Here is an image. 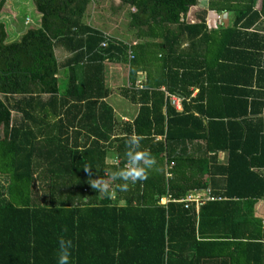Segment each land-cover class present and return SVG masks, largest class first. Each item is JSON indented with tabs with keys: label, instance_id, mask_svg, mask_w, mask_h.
I'll use <instances>...</instances> for the list:
<instances>
[{
	"label": "trees",
	"instance_id": "1",
	"mask_svg": "<svg viewBox=\"0 0 264 264\" xmlns=\"http://www.w3.org/2000/svg\"><path fill=\"white\" fill-rule=\"evenodd\" d=\"M31 1L39 22L11 40L0 0V264H57L60 239L71 264H264V0H205L193 23L199 0H109L114 36L85 24L91 0ZM110 62L132 121L106 101ZM132 135L156 167L96 192Z\"/></svg>",
	"mask_w": 264,
	"mask_h": 264
},
{
	"label": "rangeland",
	"instance_id": "2",
	"mask_svg": "<svg viewBox=\"0 0 264 264\" xmlns=\"http://www.w3.org/2000/svg\"><path fill=\"white\" fill-rule=\"evenodd\" d=\"M10 1L11 3H9L7 9L2 10L3 14L1 18H3V20L8 23L9 25L8 28H10L11 26L14 30V32L10 34L9 39L17 40L20 38L19 36L25 33V31L29 27L37 25V23L39 22V14L36 12L33 2L31 0H10ZM258 5H259V1L256 3V7H258ZM205 8H206L205 0H199L198 5L196 7L191 8L187 13V20L191 22H196L198 20L197 16L199 12ZM14 15H16V17ZM27 18H29L30 21L29 25L24 24ZM218 18L217 17L215 18L211 14H207L208 25L214 26L215 24H217L216 20ZM224 20L225 17L223 16V19L219 18V20L217 21L219 22ZM114 21H115L114 23L118 25L121 31L119 34H122L123 25L126 24L127 19L122 14L120 15L118 20H114ZM106 70H107V78H106L107 84L111 87L113 92H115L114 95H112V98H109L107 102H109V104H111L112 107L116 109V116L119 121H124V122L125 120L129 121L136 116L138 110L136 105L130 104L128 101H126L120 95L119 92V90L123 87V85H125L126 82L125 79L127 77V69L122 63L110 62L107 64ZM115 72L119 75V77H121L120 74L122 73L123 80L122 82L119 81L118 85L112 83V76ZM107 160H108L107 162L109 163L113 162V157L109 154ZM255 213L258 215L259 213L264 214V198L257 202L255 206Z\"/></svg>",
	"mask_w": 264,
	"mask_h": 264
},
{
	"label": "clouds",
	"instance_id": "3",
	"mask_svg": "<svg viewBox=\"0 0 264 264\" xmlns=\"http://www.w3.org/2000/svg\"><path fill=\"white\" fill-rule=\"evenodd\" d=\"M141 141L142 137L139 135L129 136L125 141L126 160L124 166L119 170L111 171L107 177L98 175L95 179L90 178L88 182L92 189L105 196L112 195L114 197L116 191L127 192L131 185L146 180L149 172L156 167L157 161L155 156L142 146ZM93 169L97 168L93 166L84 167L89 177L93 175ZM113 183L116 185L115 190L112 187ZM72 247L71 240H59L57 264H71Z\"/></svg>",
	"mask_w": 264,
	"mask_h": 264
},
{
	"label": "crops",
	"instance_id": "4",
	"mask_svg": "<svg viewBox=\"0 0 264 264\" xmlns=\"http://www.w3.org/2000/svg\"><path fill=\"white\" fill-rule=\"evenodd\" d=\"M114 5H118L119 1L118 0H113L112 1ZM119 15L116 14H112L110 12V2L109 0H91L90 4L88 5L87 9H86V14L84 16V22L85 24H87V26L98 29L103 31L104 33L106 32L107 34H111V36H114V31L113 29H115V21L114 20H118L119 19ZM39 19H40V15H39ZM111 31H110V30ZM123 35V34H120ZM118 38V37H116ZM56 55L58 56V59L60 61H63L64 59H66L67 54H64L62 52H57ZM108 64V63H107ZM107 66V65H106ZM125 66V65H124ZM128 71V70H127ZM115 72L112 76V83L115 85H118L119 81L122 82V73L120 74L121 77H119V75ZM124 83V81H123ZM110 90H111V94L110 96L106 99V101L109 98H112V95H114L115 92H113V90L111 89V87L109 86ZM109 104V102H108ZM110 106H112L111 104H109ZM115 115H116V109L114 107H112ZM138 108V107H137ZM117 118V116H116ZM124 118V117H121ZM118 120V118H117ZM133 119L129 120L132 121ZM119 122V120H118ZM255 216H257L258 218L264 220V214H256Z\"/></svg>",
	"mask_w": 264,
	"mask_h": 264
},
{
	"label": "built area",
	"instance_id": "5",
	"mask_svg": "<svg viewBox=\"0 0 264 264\" xmlns=\"http://www.w3.org/2000/svg\"><path fill=\"white\" fill-rule=\"evenodd\" d=\"M169 96H170L171 106H173V108H175L177 111H180L182 109L183 99L176 95H169ZM204 200H213V199L209 198L208 196H205L204 199L202 200L201 195L197 194L195 195V197L189 196L186 201H195V203L197 204V208H198L200 205L203 204Z\"/></svg>",
	"mask_w": 264,
	"mask_h": 264
}]
</instances>
